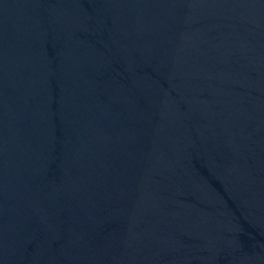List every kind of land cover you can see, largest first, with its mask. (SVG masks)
Masks as SVG:
<instances>
[{
	"label": "water",
	"instance_id": "water-1",
	"mask_svg": "<svg viewBox=\"0 0 264 264\" xmlns=\"http://www.w3.org/2000/svg\"><path fill=\"white\" fill-rule=\"evenodd\" d=\"M0 264H264V0H0Z\"/></svg>",
	"mask_w": 264,
	"mask_h": 264
}]
</instances>
